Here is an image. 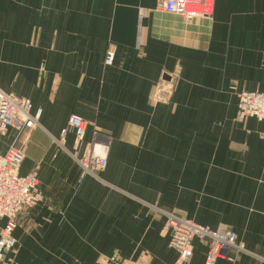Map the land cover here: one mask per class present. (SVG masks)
Segmentation results:
<instances>
[{
  "label": "crops",
  "instance_id": "0c3cea01",
  "mask_svg": "<svg viewBox=\"0 0 264 264\" xmlns=\"http://www.w3.org/2000/svg\"><path fill=\"white\" fill-rule=\"evenodd\" d=\"M154 6L0 0V88L41 111L20 173L42 166L47 151L34 147L46 150L71 114L87 123L85 143L92 128L111 136L100 176L63 171L50 186L38 177L48 199L14 230L17 264L113 252L171 264L161 209L233 231L245 252L216 264H264V121L236 119L240 90L264 93V0H214L211 18L197 22L159 11L140 18ZM161 79L172 84L170 101L153 104ZM192 247L190 264H203L206 247Z\"/></svg>",
  "mask_w": 264,
  "mask_h": 264
},
{
  "label": "built area",
  "instance_id": "2783aa9c",
  "mask_svg": "<svg viewBox=\"0 0 264 264\" xmlns=\"http://www.w3.org/2000/svg\"><path fill=\"white\" fill-rule=\"evenodd\" d=\"M154 9L177 15L186 21H194L212 16L214 0H155ZM138 11L141 14L145 10L139 8ZM113 60L114 50L108 48L104 64L109 66ZM236 110L238 120L255 118L264 121V93L240 91L237 94ZM40 114L39 109L32 112V104L27 98L6 93L0 88V138L5 136L9 128L21 130L26 126H39ZM68 129L73 132L77 145L84 141L86 122L81 116L71 114L59 136L51 138L52 142L62 146L66 141ZM104 137V134L94 128L92 143L80 158H76L82 176L98 177L99 172L106 167L107 154L101 152L102 146L106 145ZM97 151L101 152V155L97 154ZM24 158V152L13 143L7 145L4 152H0V264H14L17 239L13 231L17 226L18 217L21 212L33 208L42 200L37 167L26 174L20 173ZM165 229L169 236V247L176 252L171 264H190L194 241L206 247L203 264H216L219 259L228 260L230 252H245L235 233L228 229L213 230L173 215L166 218Z\"/></svg>",
  "mask_w": 264,
  "mask_h": 264
},
{
  "label": "rangeland",
  "instance_id": "374dc122",
  "mask_svg": "<svg viewBox=\"0 0 264 264\" xmlns=\"http://www.w3.org/2000/svg\"><path fill=\"white\" fill-rule=\"evenodd\" d=\"M143 9L145 11L141 14L139 13L140 18L146 16L147 13H149L150 11H156L154 8H150V9L149 8H143ZM199 20H201V19L194 20V22L195 21L197 22ZM187 22H193V21H187ZM171 90H172V84L171 83H168L167 81H163L162 79L159 80L152 88V91H151L150 96H149L150 102H152L153 104L168 103L170 101ZM240 91H243V90H240ZM245 91H248V90H245ZM236 119H237V117H236ZM35 128H38V126L37 125L36 126H26V127L22 128L21 130L9 128V129H11L10 130L11 133H9L10 135L7 139H8V141H10V139L12 138L10 144L13 143V145H15L17 148H20L24 152V155H25L27 153L26 150L28 149V146L30 145V143H29L30 142V131L32 129H35ZM86 128H87V123H86ZM93 129L94 128L91 129V139L87 143H85V141H84V142L77 145L75 143V137L73 135V141L68 146L67 145V136L70 132H72L70 129H68V132L66 135V141L62 146L61 145L57 146L55 143L52 142V139H51V143H50V145L48 144V146L46 147V150H44V147H34V151L41 153V155H44L43 154V153H45L44 151H47L46 155H48V156H45L46 157L45 159L43 158L42 163H41L42 166L40 165L41 166L40 168H36V165H34V167H33V168H36L37 178L40 176L42 179L47 180L48 186H50L60 176L59 172L73 171V174H80V176H82V172H81V169L79 168V166L76 162V158L77 157L80 158L85 153V151H86L85 149L87 148V146L92 143V141H93L92 140ZM96 129L101 134L105 135V137L103 138V141L106 143V145L102 146L101 152H102V154H107L110 143H111V136H110L109 132H107L106 130H104L102 128L96 127ZM8 132H9V130H8ZM25 137H27L26 140H25ZM49 142H50V140H49ZM97 152H98L97 154L100 153V155H101V152H99V151H97ZM50 153H52V154L54 153L56 157L52 158L49 155ZM105 168H104V170H105ZM104 170L99 172L98 176H100ZM42 186H43V183H42ZM38 187L42 192V200L40 201V203H38L33 208L38 207L41 203H43L44 201H46L48 199L47 194H46V187L43 186V188H41L39 178H38ZM33 208H30V209H27V210L21 212L20 216L18 217L17 226H18V223L19 224L21 223V219L24 218V216H26ZM159 212L161 214H163V216L165 218V222H166V218L168 217V215H173L176 217L189 219L183 215H180L176 211L174 212V211L169 210V209H165V210L161 209ZM189 220H191V219H189ZM13 235H14V231H13ZM168 238H169V236H168ZM168 242H169V239H168ZM168 242H167V247H168V249H171L169 247ZM17 246H18V240H17ZM17 246H16V252H17ZM16 252L14 253V264H17V262L15 261ZM54 260L49 259L48 262L50 264H60L62 259H56L55 261ZM144 262H146V260H144V259H141V260H134L133 259V260H131L128 258H124L123 256L119 255L116 252H113L112 254H99V255H97V257L95 259H92L91 257L86 256L85 258L80 259V260L79 259L69 260V264H142Z\"/></svg>",
  "mask_w": 264,
  "mask_h": 264
}]
</instances>
